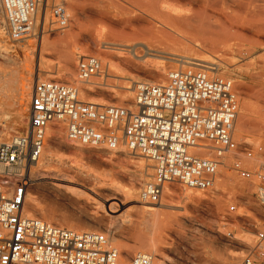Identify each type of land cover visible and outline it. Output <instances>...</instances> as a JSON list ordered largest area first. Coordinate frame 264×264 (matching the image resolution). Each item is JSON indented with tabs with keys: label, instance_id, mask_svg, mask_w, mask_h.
Masks as SVG:
<instances>
[{
	"label": "rangeland",
	"instance_id": "obj_1",
	"mask_svg": "<svg viewBox=\"0 0 264 264\" xmlns=\"http://www.w3.org/2000/svg\"><path fill=\"white\" fill-rule=\"evenodd\" d=\"M113 1L48 0L47 5H44L39 11L40 16H38L34 32L24 37L11 36L7 32L0 4V91L7 92L3 97L5 99L2 100L3 103L5 101L3 107L6 104L4 107L6 111L4 110V113L9 121L12 124L17 122L20 110L25 107L16 96H13L24 77H29L32 80V90L37 78L55 79L76 83L79 87L81 100L133 108V100L131 104L126 101L121 104L104 97L100 93L101 88L92 91L86 89L85 86H90L89 82L91 81L95 85L108 86L112 90H118L122 82L134 80L131 82V92L135 97L134 82L161 83L166 80L167 75L161 78L163 67L169 66L168 71H171L205 64L215 68L216 76L230 79L233 83L239 102V113L235 123L236 138L255 148L259 146L263 148L262 157L253 159L249 165L254 167L260 161H264V31L260 34L247 31L243 37L226 35L216 38L211 45L207 41L201 43L205 38L188 33H185L184 37L183 33L178 34L171 30L167 34L146 33L145 31L138 33L139 31L133 32L122 27L118 15L123 9L117 6L118 1ZM177 3L178 7L184 5L183 1ZM43 41L47 48L41 49ZM127 43L130 44L128 49H132L134 46L135 50L144 54L137 63L127 61L128 53H125L126 50L123 49V47L126 48L124 44ZM153 47L158 48V51H153L155 50ZM147 48H151V51L147 52ZM66 50L72 54L70 61L64 55ZM80 52L81 54L85 53L81 55ZM118 53L122 55H118ZM80 55L99 57L103 62L104 72L81 82L78 78L77 66L76 69L72 67L74 66L73 57H76L77 65ZM41 58L42 63L40 62ZM62 68L72 70V75L58 76L62 72ZM32 90L27 104V119ZM98 91H100L99 94ZM10 92L13 97L9 98ZM7 96L8 101L6 102ZM14 97L15 101L12 99ZM244 104L250 108L247 110L249 113L242 109ZM243 110L246 114L243 113ZM27 122L28 120L25 124H14V129L8 138L14 133L24 132L28 126ZM59 124L62 126L60 127ZM59 127L63 129V136H66L64 123L53 122L48 126L43 156L38 166L34 168L36 179L29 191L39 196L41 204L45 207V212L40 213L39 210L32 212L28 206L29 198L26 205V213H30L29 216H39L55 223L47 216L53 215L83 224L89 222L86 218L96 217L100 221L98 227L72 229L107 232L112 238L113 245L121 253L120 261L122 263H128L131 257L126 255L125 249L134 246L137 247L134 253L138 251L151 253L154 256L153 264H241L248 248L256 244V228L264 225V220L260 219V216L264 217V207L258 202L257 188L253 183L241 178L232 170L231 159L228 161V166L220 168V174L213 191L185 189L181 185L173 183L166 187L160 201L152 204L143 203L139 196L141 188L144 183L151 180L154 173L153 162L150 159L131 153L123 145L117 147L120 149L81 146L86 152L73 154L57 144L50 145V137L60 135ZM64 138L66 142L71 143L66 137ZM103 150L111 152L105 153ZM96 158H99L100 162L96 161ZM139 159H145V162L150 165V174L146 180L140 182L136 200L134 198L128 202L122 195L124 194L122 190L126 189L127 183L117 179L113 171L125 170L128 163ZM135 172H130L132 178L138 177V173ZM110 181L119 183L118 193H112L101 187L106 182L109 184ZM51 183L73 189V192L70 191L74 195L64 197L50 188ZM184 190L195 193L190 198H184ZM170 201L180 202V205L178 207L169 206L168 202ZM231 204H236V211H229ZM145 210L150 211L147 217L150 223L146 224L144 228L148 236L151 237L153 230H160L162 227L165 241V246H162L164 255L162 251L150 249L147 243L140 244L135 227L141 217L146 215ZM176 213L181 214L178 216ZM156 217L163 222L158 224L156 221L155 223ZM155 224L157 225L155 226ZM250 226L254 228V239L251 244H245L239 236L244 234ZM64 227L67 225L65 224ZM234 251H239L242 254L241 258L235 261L228 258L229 254Z\"/></svg>",
	"mask_w": 264,
	"mask_h": 264
},
{
	"label": "built area",
	"instance_id": "obj_2",
	"mask_svg": "<svg viewBox=\"0 0 264 264\" xmlns=\"http://www.w3.org/2000/svg\"><path fill=\"white\" fill-rule=\"evenodd\" d=\"M48 0H0L7 32L29 36L37 14ZM104 72L95 55L78 59L80 81ZM134 106L101 104L79 98L76 83L37 78L33 85L24 132L0 144V264H153L146 251L134 253L128 263L107 232L64 227L26 213L27 194L34 184L47 142L50 123H64L69 142L115 149L153 162L154 173L140 191L143 203L161 200L167 186L213 191L222 166H228L257 188L264 207L263 148L239 141L235 123L239 102L230 79L215 68L198 64L169 71L164 82L137 81ZM247 161V162H245ZM231 204L230 212L236 211ZM256 244L241 264L264 263V225L256 228Z\"/></svg>",
	"mask_w": 264,
	"mask_h": 264
},
{
	"label": "bare ground",
	"instance_id": "obj_3",
	"mask_svg": "<svg viewBox=\"0 0 264 264\" xmlns=\"http://www.w3.org/2000/svg\"><path fill=\"white\" fill-rule=\"evenodd\" d=\"M114 1H118L117 6L121 7V9H123V11L120 13V15H118V18L121 20L122 27L124 29H130L133 32L139 31L138 33H140V31H143V33H144V31H145L146 33L147 32L148 33L149 32H152V33H154V32L159 33L160 32V33L167 34V33H169V30H171V31L178 32V34L183 33L184 37H185V33H188L190 35L192 34V35L202 37L203 39L205 38L204 41H201V38H200L201 43L202 42L204 43L205 41H207V43L209 42V44L211 45V44H213V41L216 38H221V37L226 36V35L243 37L245 35V32H247V31L254 32L257 34H260L264 31V0H114ZM180 1L184 2L183 7H182V5L179 7L177 6V4H178L177 2H180ZM217 6H220V8H217ZM105 15H107V14L105 13ZM38 16H40V12L37 14V22H38ZM114 17H116L115 14H114ZM37 22H36V25H37ZM166 36H168V35H166ZM180 38H179V40H180ZM188 38H191V37H188ZM176 41H177V38H176ZM178 42H180V41H178ZM191 42H192V40H191ZM129 43H130V41H129ZM129 43L124 44L126 46V48L123 47V49L126 50L124 52L128 53V56H126V55H124V56H126L127 61H134L135 63H137L138 60L142 59V56L144 54L142 55L139 53L141 51L135 50V47L133 46V44H131L133 46V48L128 49L127 47L130 46ZM122 46H123V44H122ZM201 46L203 47V44H201ZM171 47H173V46H171ZM42 48H47L46 44H44V41H43V44L41 46V49ZM153 48H152V50H153ZM120 49H121V47H120ZM154 49L155 50H153V51H156L158 48H154ZM231 49L233 50V47H231ZM149 50L151 51V48H149L147 50V52H150ZM84 53H82V54H84ZM120 53H122V52H120ZM120 53H118V55ZM130 53H131V55H130ZM80 54H81V52H80ZM64 55L66 56V58H68L69 61L71 60L70 56L72 54L70 53V51L66 50L64 52ZM120 55H122V54H120ZM73 58H74L73 59L74 66H72V67L74 69H76V66H77L76 65V57H73ZM7 59H8V57H7ZM40 62L42 63V58H41ZM168 67H163V71L161 73V78H163L164 75H167L169 73ZM63 70H62V72L59 70L61 73H59V74L57 73L58 76H60V77L71 76L73 73L72 70H69V69H66L64 71ZM22 77H24V76H22ZM39 77H40V75H39ZM133 81H131V82H133ZM131 82H129V81L128 82L126 81L125 83L122 82V84L119 85L118 90H112L108 86H98V85H95L94 83H92L90 81L89 83L91 85L85 86V88L88 90L90 89L92 91H96V89L101 88V92L98 91V94H99V92L102 93V95H104V97L110 99L111 101H115V102L117 101L120 103L126 101L129 104H131V102L133 100L132 103L134 104V99H133L134 97H133V94L131 92V90H132V88H131L132 83ZM0 89H1V87H0ZM31 90H32V80L29 77L22 78V83L20 84V87H18L17 90L14 91L15 95H13V96H16L17 99H19L18 101H20L22 106H25V107L23 108V110H20V115H18V117H17L18 118L17 122H13L14 124H25L26 121L28 120L27 116H26V110H27V104L29 101V96H30ZM6 93H5V91L4 92L2 90L0 91V143L4 142L6 139H8V136L10 135L11 131H13L12 129H14V126H13L14 124H12L11 121H9V118H7L6 114L4 113V110H5L4 107L6 104L3 107V104L5 103V101L3 103V100L5 99V98L3 99V97L6 96L5 95ZM10 93H11L10 94L11 96H9V98L13 97L12 92H10ZM6 98H7V100H6V102H7L8 96ZM12 99L14 100L15 97ZM18 101H16V102H18ZM242 109H245V111L248 112L247 110H249L250 108L248 107L247 104H244ZM245 111L243 113H245ZM245 114L243 115L244 117H245ZM12 119H13V116H12ZM61 126L62 125H60V127ZM60 127L58 128L60 131V135L51 136L49 139L50 145L57 144L58 146L66 149L67 151H69L73 154H75V153L77 154L79 152L81 154V153L86 152V150L84 148H82L81 146H77V145L66 142V140L64 138L66 136H63V134H62L63 129ZM117 149H120V148H117ZM103 151H105V153L111 152V151H106V150H103ZM93 158L95 159V157H93ZM96 159H97L96 161L100 162L99 158H96ZM136 159H138V158H136ZM51 170H53V169H51ZM131 171H136L138 173L137 174L138 177L132 178L130 175ZM113 172L116 175L117 179H120V180L125 181L127 183L126 189L122 190L124 193L122 195H124V197L126 198L125 199L126 201L128 200V202H131L134 198L136 200V195H137V192L139 190L140 182L142 183L144 180H146V177L149 176L150 165H148L145 162V159L144 160L139 159V160H134L131 163H128L127 169H125V170L124 169L114 170ZM107 183L108 182H106V184L103 183L105 185H103L101 187L108 189L112 193H116L118 191V187H119L118 182L110 181L109 184H107ZM45 186H46V184H45ZM97 187H100V186H97ZM50 188H53L54 191L60 193L64 197H72L74 195V193H72L73 189H68V187L64 188V186H61V184L58 185L55 183H51ZM119 189H122V188H119ZM185 189H187V188H185ZM194 193L195 192H192L190 190H187V191L184 190V198H190L194 195ZM29 198H30V200H29ZM27 200L30 201V203H28V206H29V209L32 210V212H35L37 210H39L40 213L45 212V207H44V205L41 204V201H40L39 196L37 194L28 192L27 199H26V205H27ZM168 203H169V206L174 205V206L178 207V205H180V202L176 203V202L170 201ZM174 206H172V207H174ZM149 212L150 211L145 210L146 215L145 216L143 215L144 216L143 218L141 217L139 223L135 227V231L137 232V236L139 237L140 244L143 245L144 243H147L150 249L155 250V251H162V253H163L164 249L162 248V246H165L164 245L165 241H164V234L162 232V227H160V230H155V231L153 230L151 233V235H152L151 237H150V235L148 236L147 232L144 230L146 224L150 223V221L147 218L149 216ZM184 214L186 215V213H184ZM47 216H48V219H51V221L53 220V222H55L61 226H65V224H66L67 227H71V228H77V229H86V228H91V227L96 228L100 225V221L98 219H96V217L86 218V219H88L89 222L87 224L86 223L83 224L80 222L69 221V220L64 219V218H58V217H55L53 215H47ZM260 219L264 220V217L260 216ZM156 221H158V224L163 222L162 220H159L157 217L155 219V223H156ZM166 224H168V223L166 222ZM156 225L157 224H155V226ZM86 231H90V230H86ZM253 232H254V228L252 226H250L244 234L239 236L241 241H243V243L245 242V244H251L253 242V239H254L253 238ZM136 248L137 247H134V246L126 248L125 249L126 255L128 257L132 256V254L134 253ZM163 255H164V253H163ZM241 255H242L241 252L234 251V252L229 254L228 258L230 260L235 261V260L240 259ZM165 258H166V255H165ZM216 264H218V263H216Z\"/></svg>",
	"mask_w": 264,
	"mask_h": 264
}]
</instances>
